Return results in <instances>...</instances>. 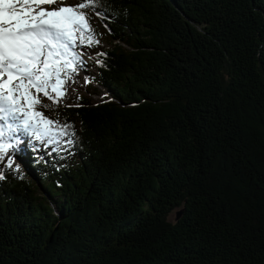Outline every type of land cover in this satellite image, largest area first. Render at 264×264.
<instances>
[{"label":"trees","instance_id":"obj_1","mask_svg":"<svg viewBox=\"0 0 264 264\" xmlns=\"http://www.w3.org/2000/svg\"><path fill=\"white\" fill-rule=\"evenodd\" d=\"M84 11L109 95L43 109L71 145L0 161V264H264V0Z\"/></svg>","mask_w":264,"mask_h":264},{"label":"snow or ice","instance_id":"obj_2","mask_svg":"<svg viewBox=\"0 0 264 264\" xmlns=\"http://www.w3.org/2000/svg\"><path fill=\"white\" fill-rule=\"evenodd\" d=\"M95 6L96 0L74 6L63 0H0V161L7 156L9 167V151L22 146L21 132L48 145L73 143L63 139L75 135L72 125L45 116L43 109L61 102L64 85L83 64L77 45L99 44L84 11Z\"/></svg>","mask_w":264,"mask_h":264},{"label":"rangeland","instance_id":"obj_3","mask_svg":"<svg viewBox=\"0 0 264 264\" xmlns=\"http://www.w3.org/2000/svg\"><path fill=\"white\" fill-rule=\"evenodd\" d=\"M64 4L73 6L74 0H63ZM43 7H56L44 5ZM89 23L92 27L96 30L101 28L100 20L97 16L93 18L89 17ZM102 47H110V42L105 41L102 44ZM76 52L79 53L80 59L83 61V64L78 66L77 72L72 75V78L68 80V82L64 85L66 89V95L59 103L60 105L64 106H77L80 104L83 97H89L94 102H102L105 98L108 97L109 91L106 88L97 87L96 83L92 81L91 75L95 74V50L91 47L77 45ZM94 87H97L95 90ZM106 94V95H105ZM43 103L46 105H51L52 102L49 101L47 98H43ZM20 137L28 136L25 135L23 132L18 134ZM67 140V139H66ZM35 148L40 150L41 154H46L47 151L52 149V147L46 143H41L40 141H36L34 139ZM9 155L12 159V164L21 171H26V165L23 163L21 157L18 154V151L15 154L9 151ZM8 161V157L6 156ZM176 218V211L171 213L170 220H175Z\"/></svg>","mask_w":264,"mask_h":264},{"label":"water","instance_id":"obj_4","mask_svg":"<svg viewBox=\"0 0 264 264\" xmlns=\"http://www.w3.org/2000/svg\"><path fill=\"white\" fill-rule=\"evenodd\" d=\"M178 217H179V215H178Z\"/></svg>","mask_w":264,"mask_h":264}]
</instances>
